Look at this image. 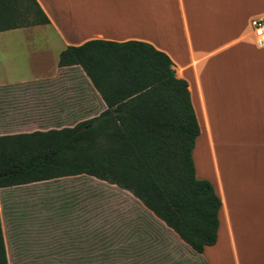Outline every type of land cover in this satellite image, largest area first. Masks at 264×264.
Instances as JSON below:
<instances>
[{"label": "trees", "instance_id": "16d2710c", "mask_svg": "<svg viewBox=\"0 0 264 264\" xmlns=\"http://www.w3.org/2000/svg\"><path fill=\"white\" fill-rule=\"evenodd\" d=\"M48 24L37 0H0V32ZM74 66L107 108L73 125L0 135V188L94 177L131 193L195 253L214 245L221 200L196 177L200 126L188 83L170 57L144 41L90 40L60 53L58 67ZM97 248L90 263L125 257L110 250L105 235ZM0 264H8L1 216Z\"/></svg>", "mask_w": 264, "mask_h": 264}, {"label": "crops", "instance_id": "0c3cea01", "mask_svg": "<svg viewBox=\"0 0 264 264\" xmlns=\"http://www.w3.org/2000/svg\"><path fill=\"white\" fill-rule=\"evenodd\" d=\"M37 2L50 19L43 26L54 33L46 47L54 50L56 65L22 81L55 78L70 68L89 81L81 67L60 68L58 60L66 47L90 40L144 41L170 57L177 76L188 83L200 126L193 150L196 177L209 181L221 200L217 241L197 254L152 216L205 264H264V47L257 45L251 25L264 18V0ZM21 92L34 94L30 89ZM61 95L58 113L66 103ZM99 100L101 113L107 107ZM17 133L28 132L0 135ZM81 177L38 183L48 184L53 195L63 185L75 186L73 180Z\"/></svg>", "mask_w": 264, "mask_h": 264}, {"label": "rangeland", "instance_id": "374dc122", "mask_svg": "<svg viewBox=\"0 0 264 264\" xmlns=\"http://www.w3.org/2000/svg\"><path fill=\"white\" fill-rule=\"evenodd\" d=\"M53 34L44 26L0 32V133L73 125L102 110L77 68L61 70L55 78L22 81L56 65L54 50L46 47ZM25 89L34 94L22 93ZM59 93L66 101L60 113ZM73 181L75 186L63 185L53 195L44 183L0 188L8 264H96L87 256L98 253L102 235L111 251L125 252L120 264H205L128 191L92 177Z\"/></svg>", "mask_w": 264, "mask_h": 264}, {"label": "built area", "instance_id": "2783aa9c", "mask_svg": "<svg viewBox=\"0 0 264 264\" xmlns=\"http://www.w3.org/2000/svg\"><path fill=\"white\" fill-rule=\"evenodd\" d=\"M251 25L257 45L259 47H264V18L254 19Z\"/></svg>", "mask_w": 264, "mask_h": 264}, {"label": "bare ground", "instance_id": "6f19581e", "mask_svg": "<svg viewBox=\"0 0 264 264\" xmlns=\"http://www.w3.org/2000/svg\"><path fill=\"white\" fill-rule=\"evenodd\" d=\"M35 35H36V34H35ZM36 36H38V35H36ZM39 36H40V34H39ZM39 36H38V37H39ZM18 37H19V35H17V38H18ZM21 37H22V36H21ZM32 37H33V36H32ZM33 38H34V40H35V37H33ZM12 39H14V38H12ZM18 39H21V38H18ZM22 39H23V38H22ZM22 39H21V40H22ZM40 39H43V38H40ZM40 39H39V41H40ZM9 40H10V39H9ZM13 41H14V40H13ZM39 41H38V42H39ZM3 42H4V41H3ZM17 42H18V41H17ZM39 43H41V41H40ZM29 46H30V45H29ZM23 47H24V46H23ZM28 48H29V47H28ZM20 49H21V48H20ZM20 49H19V51L21 52L22 49H21V50H20ZM25 49H26V48H25ZM29 49H30V48H29ZM26 50H27V49H26ZM27 52H28V51H27ZM27 52H26V53H27ZM24 53H25V52H24ZM32 58H33V57H32ZM33 59H34V58H33ZM29 60H30V59H29ZM34 60H35V59H34ZM23 64H24V63H23ZM24 65L26 66V64H24ZM25 66H24V67H25ZM28 66H29V65H28ZM20 67H22V66L20 65ZM26 67H27V66H26ZM22 68H23V67H22Z\"/></svg>", "mask_w": 264, "mask_h": 264}]
</instances>
